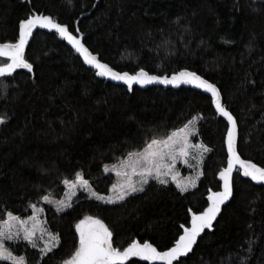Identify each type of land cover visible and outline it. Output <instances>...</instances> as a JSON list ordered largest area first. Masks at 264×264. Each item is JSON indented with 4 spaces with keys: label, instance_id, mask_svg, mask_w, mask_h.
<instances>
[{
    "label": "trees",
    "instance_id": "trees-1",
    "mask_svg": "<svg viewBox=\"0 0 264 264\" xmlns=\"http://www.w3.org/2000/svg\"><path fill=\"white\" fill-rule=\"evenodd\" d=\"M35 13L82 35L89 51L116 71L143 68L171 77L188 70L215 84L236 118L240 157L264 167V0H0V43H15L19 22ZM25 59L31 70L0 75V219L30 214L47 194L63 195V180L78 171L108 192L116 176L106 164L196 114L197 138L208 153L198 185L187 191L151 180L116 203L81 194L64 212L46 204V223L59 244L43 254L24 242L15 244L18 251L30 264H66L79 244L76 225L88 216L108 226L121 250L133 240L158 251L173 247L193 214L222 189L229 123L211 94L188 83H115L42 26L29 37ZM232 191L179 264H264V182L237 168ZM124 264L165 263L132 257Z\"/></svg>",
    "mask_w": 264,
    "mask_h": 264
},
{
    "label": "snow or ice",
    "instance_id": "snow-or-ice-1",
    "mask_svg": "<svg viewBox=\"0 0 264 264\" xmlns=\"http://www.w3.org/2000/svg\"><path fill=\"white\" fill-rule=\"evenodd\" d=\"M38 25L54 29L61 37L66 38L78 53L83 54L87 64L98 70L100 76L125 81L129 88L132 87L134 82L141 85L161 82L165 85L194 84L207 90L215 98L216 109L230 123V127L227 129V167L220 172V176L224 180V189L221 192L212 193L209 197L211 204L204 211L198 215L193 214L191 227L183 230V234L175 241L173 247L165 251H158L149 242L141 243L138 240H133L121 250L113 246V233L108 226L102 220L88 216L76 225L79 232V244L71 260L66 262V264H124L132 257H142L150 261H163L165 264H173L174 261L179 264V258L192 249L197 242V237L205 228L212 227V222L220 212L221 205L232 195L231 176L236 165L243 168L245 176H250L254 181L264 182V167H260L251 160L241 159L237 151V121L232 113L221 103L219 89L215 84L188 70L174 73L171 77L150 75L143 68L135 74L116 71L108 64L102 63L96 55H93L82 43V37L73 35L66 24L58 23L52 17L41 14H32L19 22L18 39L15 43H0V56L10 58L11 61L0 66V75L11 74L17 68L32 69V64L25 59V47L33 33V29ZM0 122H3L2 117H0ZM191 124L192 121H189V124L173 131L163 140L152 139L141 152H130L128 154V160L123 163L126 168L131 170V174L127 171L118 173L126 177L127 189H122L121 194L116 197L117 200L124 199L130 192L143 190L142 187L137 188L135 186L131 176H138L141 185L146 184L150 177H155L161 183L166 184L168 183L167 176L172 175L173 179H175L173 171L178 159H183L184 163H188L186 157L189 156V148L198 147L208 151L202 145H191L189 143V136L197 131L196 128L189 127ZM201 174L198 173V175ZM76 179L79 181V187L90 190L88 181L80 173L76 174ZM65 183L74 182L66 180ZM191 183L194 185L195 179ZM113 187L117 186L113 185ZM99 198L104 199V197ZM44 199L48 200L49 197L45 196ZM32 207L35 208V205ZM7 217V219L0 221V260L10 261L11 264H25L24 257L13 255L5 246V241L24 239L35 246L36 225L33 223L32 227H28L27 220H22L11 212L7 213ZM28 220L35 221V214L29 217ZM48 236L49 239L45 241V248L46 250H51L49 245L54 246L55 242L58 241V235L49 233Z\"/></svg>",
    "mask_w": 264,
    "mask_h": 264
},
{
    "label": "rangeland",
    "instance_id": "rangeland-1",
    "mask_svg": "<svg viewBox=\"0 0 264 264\" xmlns=\"http://www.w3.org/2000/svg\"><path fill=\"white\" fill-rule=\"evenodd\" d=\"M10 62H11L10 60L6 61V62L5 61L0 62V66H3V64L10 63ZM199 117H200V115H198V114L194 115L184 125L176 128V129H173L168 135H170L173 131H176L177 129L183 128L186 124H189V121H192V124L189 125V127H194L197 129V131L195 133H193L191 136H189V143L191 145H202L208 149V147L200 139L197 138ZM167 136H165L163 138H157V139L163 140ZM150 142H148L143 148L136 150V151H133V152L143 151V149ZM188 151H189V156L186 157V159L188 160V163H184L183 159H178L176 161L174 171H173V175L175 176V179H173L172 175L166 177V179L168 180V183H173L181 191H187V190L193 189L198 185L199 180L202 176V174L198 175V173H202L204 160H205V157L208 153V151H204L203 148H198V147H191V148H189ZM128 154L116 162L105 165V170L113 172L116 176L115 182L111 185L110 190L108 192L104 193V192H100L97 189H95L93 187V185L90 183L89 179H87L84 176L83 172L78 171L77 173H80L83 176V178L88 181L90 190H88L86 188L79 187V181H77L76 175H75L72 178H65L63 180V182L65 184V192L63 193V195H61V196H54L51 194L45 195V196L49 197V199L45 200L44 199L45 196H44L40 203H33L31 205L32 211L30 214H27V215H20V214H16V213L11 212L14 216H18L22 220H27L28 221V224H27L28 227H32L33 223H35V225H36V236L34 237L35 246L33 245V243H30L29 241L24 240V239L6 240L5 246L13 253V255L18 256V257H24L25 264H30L28 262L26 256H25V254L23 252H19L18 251L19 246L15 245V244H20V243H24V242L28 243L29 245L33 246L34 248H37L43 254H46L47 252L51 251L52 249H54L59 244V237H58V241L55 242L54 246L49 245L51 250H46V248H45V241L49 239L48 234L52 233L53 235H58L56 232H54L53 230H51L47 226L46 214H45V205L46 204L52 205L59 212H64L72 206L74 201L78 197H80L81 194H85L86 196H88L92 199H96V200H99V201L104 202V203H116V202H120V201L124 200L126 196L122 200L116 199L117 195L121 194L122 189H127V184L125 182L126 177L124 175L118 174V173H123V172L127 171V172H129V174H131V170L126 168L124 166V163H123V162H126L128 160ZM131 179L137 188L142 187L143 190L145 189V187L148 185V183L151 180H156V181L160 182L159 179H157L155 177H150L146 184L141 185L139 182L138 176H131ZM193 179H195L194 185L191 183V181ZM66 180L70 181V182H74V183H65ZM113 185H116L117 187L114 188ZM137 192H140V191H137ZM137 192H130V194L137 193ZM99 197H104V199H100ZM33 205H35V208L32 207ZM34 214L36 216V220L35 221L28 220V218L32 217ZM7 218L8 217L6 216L4 219H0V221L5 220ZM41 230H43V231H41Z\"/></svg>",
    "mask_w": 264,
    "mask_h": 264
},
{
    "label": "water",
    "instance_id": "water-1",
    "mask_svg": "<svg viewBox=\"0 0 264 264\" xmlns=\"http://www.w3.org/2000/svg\"><path fill=\"white\" fill-rule=\"evenodd\" d=\"M35 14H41V15H45V16H50V17H52L51 15H49V14H44V13H35ZM53 18V17H52ZM54 19V18H53ZM55 20V19H54ZM56 21V20H55ZM58 22V21H57ZM59 23V22H58ZM40 25H38L37 27H39ZM36 27V28H37ZM69 29V28H68ZM34 30V29H33ZM53 31H55L56 32V30H54V29H52ZM70 31V30H69ZM58 33V32H57ZM59 34V33H58ZM73 34V33H72ZM73 35H75V34H73ZM79 36H81L82 37V43H83V36L82 35H79ZM63 39H65L73 48H74V46L66 39V38H64V37H62ZM86 47V46H85ZM75 49V48H74ZM75 51H76V49H75ZM77 52V51H76ZM78 53V52H77ZM82 58H83V54H81V53H78ZM1 57H3V56H1ZM4 58H7V57H4ZM7 59H10V58H7ZM84 59V58H83ZM102 62V61H101ZM103 63V62H102ZM92 66V65H91ZM97 70V69H96ZM98 71V70H97ZM104 77H106V76H104ZM108 80H111V81H113V82H115V83H124V84H127L125 81H121V80H115V79H113V78H111V77H106ZM211 83V82H210ZM134 84H139V83H137V82H134L133 83V85ZM149 84H156V85H161V86H166V87H172V86H174V85H165V84H163V83H161V82H153V83H149ZM132 85V86H133ZM141 85V84H140ZM144 85H148V84H144ZM194 85V84H193ZM196 86V85H195ZM198 87V86H197ZM200 88V87H199ZM202 89V88H201ZM205 90V89H204ZM207 91V90H206ZM210 93V92H209ZM211 94V93H210ZM211 96H212V94H211ZM212 99H213V103H214V105H215V98L214 97H212ZM221 103H222V101H221ZM223 104V103H222ZM225 106V105H224ZM215 107H216V105H215ZM226 107V106H225ZM227 108V107H226ZM228 109V108H227ZM229 110V109H228ZM230 111V110H229ZM219 112V111H218ZM231 112V111H230ZM220 113V112H219ZM232 113V112H231ZM221 114V113H220ZM232 115H233V113H232ZM234 116V115H233ZM229 123V122H228ZM229 127H230V123H229ZM228 127V128H229ZM226 146H227V135H226ZM242 159V158H241ZM244 160V159H243ZM227 167V166H226ZM237 168H240V169H242L243 170V168L241 167V166H239V165H236L235 167H234V169H233V172H232V176H233V174H234V172H235V170L237 169ZM232 176H231V185H232ZM222 178V177H221ZM223 189H224V180H223V178H222V189L221 190H219V191H217V192H221V191H223ZM215 193V192H214ZM232 194H233V191H232ZM212 195V194H211ZM210 195V196H211ZM231 197H232V195L229 197V199L228 200H226L225 202H227V201H229L230 199H231ZM210 200V199H209ZM224 202V203H225ZM210 204H211V200H210ZM209 204V205H210ZM222 206V205H221ZM198 215V214H197ZM218 215V214H217ZM215 220H213V222H214ZM212 222V223H213ZM191 227V226H190ZM202 233V232H201ZM201 233H200V235H201ZM199 235V236H200ZM199 236L197 237V239L199 238ZM141 259H143V260H146V259H144V258H142V257H140ZM131 259V258H130ZM129 259V260H130ZM126 262H128V261H126ZM126 262H124V263H126ZM154 262H157V263H165V262H163V261H154Z\"/></svg>",
    "mask_w": 264,
    "mask_h": 264
}]
</instances>
